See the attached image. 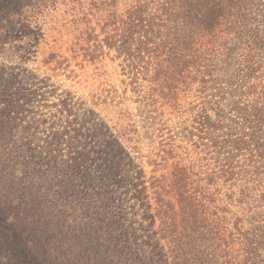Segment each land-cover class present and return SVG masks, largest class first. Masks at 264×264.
<instances>
[{
  "label": "trees",
  "instance_id": "16d2710c",
  "mask_svg": "<svg viewBox=\"0 0 264 264\" xmlns=\"http://www.w3.org/2000/svg\"><path fill=\"white\" fill-rule=\"evenodd\" d=\"M127 1L126 12L117 17L102 0H69L80 50L84 59L94 62L104 55V45L116 48L119 55L137 63L136 70L150 55L171 66L174 61L176 66L192 64L204 106L169 137V144L160 145L167 160L174 158L177 138L193 143L203 154L198 159L197 185L187 188L186 172L171 185L166 177L147 179L125 145L140 159L138 137L135 143L127 133L115 134L92 110L77 114L71 96L61 97L50 119L39 121L50 132L41 151L30 141L16 144V132H31V127L21 126L19 117L36 91L5 66V109L0 110V143L5 139V155L0 145V178H5V196L0 193V264H217L214 253L228 247L227 229L218 212L211 210L217 194L210 188L221 179L231 185L241 181L238 201L244 204L251 189L264 187L260 32L264 33L252 35L245 25L246 0ZM61 3L68 6L67 0H0L5 44L25 40L37 18ZM197 3L203 5L198 24L205 26L210 16L215 25L231 23L233 40L243 45L234 69L222 72L211 47L204 44L196 49L188 43L187 28L194 23H186L184 17L198 9ZM90 16L107 34L102 41ZM23 51L22 63L28 60L27 49ZM187 56L190 59L185 61ZM164 75L156 77L162 88L164 81L170 85L175 80ZM145 119L155 126L154 116ZM261 199L264 203V192ZM249 224L248 230L236 226L242 251L252 256L264 249V215L253 214ZM219 254L226 252L221 249Z\"/></svg>",
  "mask_w": 264,
  "mask_h": 264
},
{
  "label": "rangeland",
  "instance_id": "374dc122",
  "mask_svg": "<svg viewBox=\"0 0 264 264\" xmlns=\"http://www.w3.org/2000/svg\"><path fill=\"white\" fill-rule=\"evenodd\" d=\"M102 1L107 4L105 9L112 10L110 13L113 12L117 17L123 16L128 7L127 0ZM67 3L68 6L61 3L55 8L50 7L37 18L25 40L15 42L17 45L14 46L5 44V23L0 15V110L5 109V66L13 68L7 69V72L20 76L18 81L23 80V84L36 91L35 95L31 96L32 102L25 106L26 111L19 117L21 126L31 127V132L29 135H25L24 130L16 132V144L30 141L41 151L50 132L47 130L49 126H42L39 121L50 119L56 112L53 106L61 97L71 96L76 103L77 114L86 115L88 110H92L115 134L119 130L127 133V137L134 138L133 142L138 137L141 147L140 159L138 153L131 151L128 144L125 145L132 157L137 158L136 164H140L144 169L147 179L166 177V184L171 185L175 178L186 172L190 177L187 188L196 187V175L199 174L201 166L198 159L203 154L199 155L193 143L183 140L181 136L174 143V158L169 156L165 160L168 156L162 152L163 147L160 145L161 141L164 147L165 143L169 144V137L180 132L184 122L192 119L193 113L204 106L200 93L201 83L193 81L197 72L192 64L176 66L174 61L171 66L167 62L161 63L159 56L150 55L145 57L136 70L133 64L137 63L131 62L125 54L119 55L116 48H108L105 45L102 57L94 62L88 61L80 50L79 32L72 24V4L69 0ZM197 4L198 9L184 17L186 23H194V27L187 28V33L190 34L188 43L195 44L196 49L204 44L211 47L210 54L217 56V64L222 72L234 69L243 45L238 43V40H233L235 34L231 32V23L215 25L210 21V16L205 26L198 24L196 21L202 17L203 5ZM242 6L247 8L245 25L251 31L250 34L254 35L258 31L264 33V0H246ZM90 18L99 40L102 41L107 35L102 32V24L99 26V20L92 16ZM262 37L264 38V35L260 32V38ZM262 41L263 39H260L257 44L260 50L259 43ZM24 49H27L28 60L22 63L20 56L24 55ZM188 49L192 51L194 47ZM185 59L187 61L190 56ZM161 74L173 75L175 80L169 83L170 85L164 81L162 88L157 82L158 78L156 79ZM188 75H192V78L184 80ZM209 114L215 116L211 109ZM146 116L156 118L153 121L155 126L149 125L150 121H146ZM2 137L5 138V133ZM0 145H4L2 150L5 155V139ZM0 180V193L5 196V178ZM192 182L195 183L191 185ZM241 183L243 184L240 181L231 185L221 179L210 188L212 193L217 194L216 203L210 204L211 210L218 212V216L222 218L221 225H225L227 229L225 239L228 247L221 248L226 254L220 256L221 249L217 247L218 250L214 253L219 260L217 264H239L240 261L241 264H264V249L252 256L242 251V240L236 226L244 225L245 230H248L253 214L264 215V203H261L264 187L251 189V198L243 204L238 201ZM211 251L208 253H213Z\"/></svg>",
  "mask_w": 264,
  "mask_h": 264
}]
</instances>
